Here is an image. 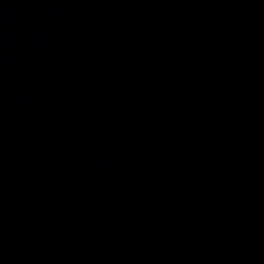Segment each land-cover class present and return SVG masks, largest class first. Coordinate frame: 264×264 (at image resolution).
Returning <instances> with one entry per match:
<instances>
[{"label": "water", "instance_id": "95a60500", "mask_svg": "<svg viewBox=\"0 0 264 264\" xmlns=\"http://www.w3.org/2000/svg\"><path fill=\"white\" fill-rule=\"evenodd\" d=\"M0 264H264V0H0Z\"/></svg>", "mask_w": 264, "mask_h": 264}]
</instances>
